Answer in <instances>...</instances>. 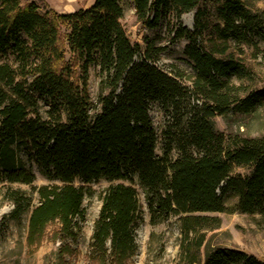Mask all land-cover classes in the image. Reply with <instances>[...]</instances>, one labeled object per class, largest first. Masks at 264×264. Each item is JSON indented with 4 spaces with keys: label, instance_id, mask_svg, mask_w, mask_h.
<instances>
[{
    "label": "trees",
    "instance_id": "1",
    "mask_svg": "<svg viewBox=\"0 0 264 264\" xmlns=\"http://www.w3.org/2000/svg\"><path fill=\"white\" fill-rule=\"evenodd\" d=\"M123 1L95 0L87 9L60 13L35 1L0 0V56L11 53L17 63L0 65V184L35 182L21 152L45 177L60 182L37 189L28 245L39 246L52 233L63 256L75 253L86 216V189L75 182H130L111 185L102 198L89 245L94 264H131L137 255L136 180L152 222L179 216L186 238L197 229L221 226L220 218L197 214L264 215V136H226L214 121L231 112H253L264 103V90L233 84L245 66L232 55L222 57L227 50L218 51L213 39L205 43L213 34L226 44L257 45L258 38L264 39V18L243 0H132L143 28L167 23L170 44L188 41L185 54L194 74L187 86L181 73L155 64L153 55L167 47H155L146 36L145 48L130 39L122 24ZM189 12H194V30L180 22ZM93 67L99 69L102 91L94 115ZM42 99L50 106L49 119L40 116ZM152 104L173 120L161 155ZM236 168L249 173H235ZM230 197L237 201L228 206ZM24 210L16 202L15 213ZM204 242L203 236L198 250ZM205 258L206 264H264L222 247L207 250Z\"/></svg>",
    "mask_w": 264,
    "mask_h": 264
},
{
    "label": "rangeland",
    "instance_id": "2",
    "mask_svg": "<svg viewBox=\"0 0 264 264\" xmlns=\"http://www.w3.org/2000/svg\"><path fill=\"white\" fill-rule=\"evenodd\" d=\"M27 4L37 2L41 7L53 8L60 13H72L80 9L92 6L94 0H20ZM253 11L264 18V0H243ZM125 17L122 20L127 34L135 43H140L144 48V37L155 42V47H167L166 50L153 57L155 64L169 73H181L182 82L191 86L189 80L194 74L193 64L185 54L188 41L183 40L176 44H170V28L163 23L158 28H143L136 16L132 0H124ZM189 21L191 23L189 24ZM183 27L194 30V12L186 13L180 19ZM176 23V21H172ZM213 39L218 51L227 50L222 57L232 55L234 59L245 66V74L241 78H234L233 84L242 87L245 91L264 90V39H257L255 44H239L230 40L223 43L213 34L206 35L205 43L211 44ZM219 56V54H218ZM10 63L17 65L15 56L11 53L0 56V65ZM99 69L91 68L89 89L95 108L93 115L99 110L98 97L100 95ZM243 93V91H241ZM50 106L45 100H40L39 113L43 119L50 118ZM150 115L160 134L157 153L161 155L166 143L165 131L173 122L172 118L165 115L158 104H152ZM66 119V117H65ZM215 128L226 136H243L256 138L264 136V103L251 113H229L224 117L215 118ZM171 156L178 157L177 151ZM20 157L26 166L36 174V180L32 185L22 183L3 182L0 184V264H94L89 259V245L93 235L94 224L99 217L102 207V198L106 190L114 184L128 181H110L105 178L89 184L76 181L78 186H84L86 197L84 208L86 209L82 234L73 255L61 256V243L52 240V233L39 246L28 245L29 221L34 206L39 203L37 189L43 185L60 184L45 177L35 160L30 159L21 152ZM235 173H249L247 168H236ZM138 190L140 200V226L136 230V242L138 244L137 255L131 264H189L198 257L195 264H206L205 254L207 250L222 247L226 249L241 250L249 255H254L264 261V215L245 214L239 212L201 213L197 215L218 217L221 226L217 229H197V232L186 238L182 232V224L179 216H170L166 220L153 223L145 197L144 190L137 180L134 184ZM237 198L230 197L227 205L231 206ZM16 202L20 208H25L20 213H15ZM30 203L29 209L26 208ZM205 237L204 245L198 250L197 243L201 237Z\"/></svg>",
    "mask_w": 264,
    "mask_h": 264
},
{
    "label": "bare ground",
    "instance_id": "3",
    "mask_svg": "<svg viewBox=\"0 0 264 264\" xmlns=\"http://www.w3.org/2000/svg\"><path fill=\"white\" fill-rule=\"evenodd\" d=\"M95 1V0H94ZM94 1H93V4H94ZM191 23V21H189V24Z\"/></svg>",
    "mask_w": 264,
    "mask_h": 264
},
{
    "label": "crops",
    "instance_id": "4",
    "mask_svg": "<svg viewBox=\"0 0 264 264\" xmlns=\"http://www.w3.org/2000/svg\"><path fill=\"white\" fill-rule=\"evenodd\" d=\"M95 2V1H94ZM93 5V4H92Z\"/></svg>",
    "mask_w": 264,
    "mask_h": 264
}]
</instances>
